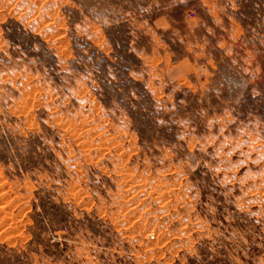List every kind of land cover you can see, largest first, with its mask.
<instances>
[{"label":"rangeland","instance_id":"1","mask_svg":"<svg viewBox=\"0 0 264 264\" xmlns=\"http://www.w3.org/2000/svg\"><path fill=\"white\" fill-rule=\"evenodd\" d=\"M0 264H264V0H0Z\"/></svg>","mask_w":264,"mask_h":264}]
</instances>
